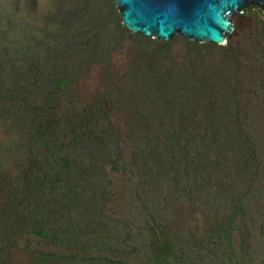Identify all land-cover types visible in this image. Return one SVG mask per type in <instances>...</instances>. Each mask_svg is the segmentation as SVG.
<instances>
[{"label":"rangeland","instance_id":"obj_1","mask_svg":"<svg viewBox=\"0 0 264 264\" xmlns=\"http://www.w3.org/2000/svg\"><path fill=\"white\" fill-rule=\"evenodd\" d=\"M233 25L223 47L164 43L113 0H0V264H146L154 236L198 244L175 264L262 262L264 194L234 220L264 189V14Z\"/></svg>","mask_w":264,"mask_h":264},{"label":"water","instance_id":"obj_2","mask_svg":"<svg viewBox=\"0 0 264 264\" xmlns=\"http://www.w3.org/2000/svg\"><path fill=\"white\" fill-rule=\"evenodd\" d=\"M121 26L164 43L174 37L218 47L234 33L233 19L264 0H113Z\"/></svg>","mask_w":264,"mask_h":264},{"label":"trees","instance_id":"obj_3","mask_svg":"<svg viewBox=\"0 0 264 264\" xmlns=\"http://www.w3.org/2000/svg\"><path fill=\"white\" fill-rule=\"evenodd\" d=\"M3 50H1L0 49V56H1V52H2ZM0 69H4V66H3V64L2 63H0ZM36 139V140H35ZM33 138V137H31L30 138V141L29 142H27L28 143V145L26 146L27 148L31 145V144H33V143H37V144H39V143H41V145H43L44 144V142H45V139H46V137L45 136H43V137H41V139L40 138ZM99 140V139H98ZM40 145V144H39ZM96 145V144H95ZM94 146V145H93ZM92 145H91V148L93 147ZM76 147H77V144L76 143H73V150H76ZM65 149V154H68V155H70L71 154V152L69 151V149H68V146L67 145H65V147H64ZM70 148V147H69ZM87 147H85L84 149H86ZM89 154H91V156H92V158L93 159H97V158H99V155L101 154V153H96L95 155H93L91 152L89 153ZM86 172H88L87 170H86ZM43 173H45V172H43ZM76 174V173H75ZM36 175H37V172H36ZM77 176V175H76ZM75 175H74V172L71 170V173H70V175H69V177H70V182H71V180L74 178V177H76ZM55 177H56V173H55ZM62 178V180H64L65 178H67L68 177V175H67V172L66 173H64V172H60V175L59 176H57L56 178H55V180H57L58 181V179L59 178ZM82 179H88V181L90 180V178H91V175H89L88 173H85V174H83L82 175V177H81ZM44 181H46V178H45V180ZM70 182L69 183H66L64 186H68L69 184H70ZM211 183V182H210ZM58 186H60V184H59V182L57 183V185L56 186H53V188L50 190V191H52V192H54L55 190H57L58 189ZM37 189V188H36ZM63 189H66V187L64 188L63 187ZM95 194H93V196H97L95 199H93V201H90V204L91 203H95L96 205H99V204H102L101 206H104V208H101L102 210H103V212L105 213V211H107L106 210V208H107V204H108V201H107V198H106V195H107V193L104 191V192H101V193H99L98 194V192H94ZM252 193H255V195L253 194V196H252ZM264 194V189H263V191L262 192H260V191H256V190H254V189H252L250 192H248V195H247V197L245 198V197H243L242 199H241V206H240V209H239V212H238V215H237V217H236V219L234 220L235 222L236 221H240V222H245V220H246V216H247V214L249 213V211H251L252 210V207L255 205V199L257 200L258 199V197H257V194ZM84 194V193H83ZM82 197H83V195L82 194H80ZM250 199V201H249V199ZM107 201V202H106ZM48 203V202H47ZM80 203H81V201H78V206H80ZM250 204V205H249ZM84 206H85V204H84ZM84 206L82 207V209L84 210ZM252 206V207H251ZM77 208H79V207H77ZM251 209V210H250ZM106 217V216H105ZM106 219H107V217H106ZM99 222V221H98ZM107 222L109 223L110 222V220H108L107 219ZM239 224V223H238ZM78 226V225H77ZM99 227V229L101 230V231H106L105 230V227L104 226H102V225H99L98 226ZM96 228V227H95ZM155 228H157V227H154L153 229H155ZM160 229H162L161 228V226H160ZM109 231V230H108ZM203 234L204 235H206V233H204L203 232ZM209 237H210V242L214 239V240H218V239H220L221 237L223 238V237H225V231H218V232H216V233H212V234H210L209 235ZM218 238V239H217ZM255 238H257L258 240H259V242H261V240H264V237H262L261 236V234H256V236H255ZM58 239V238H57ZM65 239H67V236L65 235ZM58 241H63V240H59L58 239ZM129 241H131V239H129ZM226 242V241H225ZM225 242L223 243V247H222V249H221V251H220V253H219V255H222L223 254V251H224V244H225ZM95 243H96V240L93 242V244H91L90 245V247L88 248V250H89V254H92V252H95L96 251V248H100V247H102L103 248V251H107V252H110V251H112V252H115V250H116V244H115V240H112V241H110V240H103L102 242H101V244H97V245H95ZM199 249V247H198V244L197 243H190V244H184L183 242H181L179 239H167V240H164V239H162V238H155V236H154V238L152 239V241H151V245H150V248H148V250H150V253L152 254V256L151 257H149V259H148V261H147V263L146 264H175V263H173V259H171V258H174V257H177V258H182V257H184V256H188V258L189 257H194L195 255H196V252H197V250ZM262 250L264 251V246L262 247ZM201 251H203V250H201ZM93 254H97V253H93ZM158 254L161 256V257H163V259H160V258H158ZM102 255V254H101ZM166 255H169V257H166ZM251 257H252V255H250ZM166 257V258H165ZM168 258H170L171 259V261H169V260H165V259H168ZM262 259V262L260 263V264H264V253H262V254H257V255H255V259ZM256 259V260H257ZM92 260L94 261L95 260V257L94 256H92ZM257 261H259V260H257Z\"/></svg>","mask_w":264,"mask_h":264},{"label":"clouds","instance_id":"obj_4","mask_svg":"<svg viewBox=\"0 0 264 264\" xmlns=\"http://www.w3.org/2000/svg\"><path fill=\"white\" fill-rule=\"evenodd\" d=\"M146 38V37H145Z\"/></svg>","mask_w":264,"mask_h":264}]
</instances>
